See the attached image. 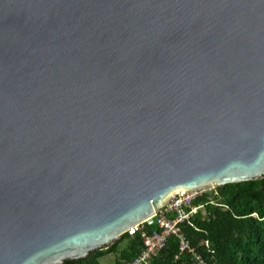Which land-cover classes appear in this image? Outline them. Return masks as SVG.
<instances>
[{"label":"water","instance_id":"obj_1","mask_svg":"<svg viewBox=\"0 0 264 264\" xmlns=\"http://www.w3.org/2000/svg\"><path fill=\"white\" fill-rule=\"evenodd\" d=\"M262 176L264 0H0V264Z\"/></svg>","mask_w":264,"mask_h":264},{"label":"trees","instance_id":"obj_2","mask_svg":"<svg viewBox=\"0 0 264 264\" xmlns=\"http://www.w3.org/2000/svg\"><path fill=\"white\" fill-rule=\"evenodd\" d=\"M263 181L264 176L226 183L194 200L195 204L204 203V206L192 216L190 224L182 225V230L208 263L264 264ZM153 228L154 224L147 223L144 227L146 231ZM204 240L209 242L208 247ZM122 241H126V245L119 250ZM141 245L139 230L133 234L125 232L108 248L64 264H101L100 260L110 254H118L114 264H125L137 254ZM177 254V240L170 237L149 264H194L189 254Z\"/></svg>","mask_w":264,"mask_h":264},{"label":"built area","instance_id":"obj_3","mask_svg":"<svg viewBox=\"0 0 264 264\" xmlns=\"http://www.w3.org/2000/svg\"><path fill=\"white\" fill-rule=\"evenodd\" d=\"M214 188V186L202 187L196 192L170 195L167 201L156 209L149 218L129 228L127 230L128 234L140 231L142 245L137 254L125 264H149L158 255L170 237H174L177 240L178 254H189L194 264H210L190 244L182 230V225L190 224L192 216L204 206V203L195 204L194 200L204 193L209 194ZM146 223L154 224L155 228L151 229V231H146L144 229ZM204 245L208 247L209 242L204 240ZM177 255H175V258H177Z\"/></svg>","mask_w":264,"mask_h":264},{"label":"rangeland","instance_id":"obj_4","mask_svg":"<svg viewBox=\"0 0 264 264\" xmlns=\"http://www.w3.org/2000/svg\"><path fill=\"white\" fill-rule=\"evenodd\" d=\"M255 213H252V216H255ZM120 237V236H119ZM118 240V239H117ZM126 245V241H122L119 245V250H121L124 246ZM118 254H110L105 256L104 258H102L100 260L101 264H114L115 263V259L117 257Z\"/></svg>","mask_w":264,"mask_h":264}]
</instances>
